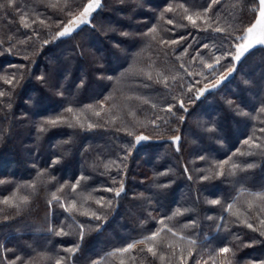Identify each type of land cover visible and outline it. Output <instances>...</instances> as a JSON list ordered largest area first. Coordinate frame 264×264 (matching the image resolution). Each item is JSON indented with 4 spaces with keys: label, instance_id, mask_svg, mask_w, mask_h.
<instances>
[{
    "label": "trees",
    "instance_id": "16d2710c",
    "mask_svg": "<svg viewBox=\"0 0 264 264\" xmlns=\"http://www.w3.org/2000/svg\"><path fill=\"white\" fill-rule=\"evenodd\" d=\"M88 1L0 0V264H264L258 0Z\"/></svg>",
    "mask_w": 264,
    "mask_h": 264
},
{
    "label": "snow or ice",
    "instance_id": "6c2138e0",
    "mask_svg": "<svg viewBox=\"0 0 264 264\" xmlns=\"http://www.w3.org/2000/svg\"><path fill=\"white\" fill-rule=\"evenodd\" d=\"M11 2H12V0H9V3L11 4ZM217 2V0H213V3H216ZM93 3L97 6V7H99L100 6V0H93V2L92 3H89V4H87L85 7H84V9H83V11L81 12V14H80V18H79V23H85V20H84V17H86V16H88L91 12H92V10H93ZM209 7H211V5H209ZM168 11H171V9H168ZM259 16L261 17V18H264V0H259ZM188 18V20L189 21H191L193 24H195V21L193 20V18L191 17V16H189V17H187ZM262 22V20L261 19H257L256 20V22L254 23V24H252V26L251 27H248L247 28V33L248 34H251L253 31H254V29L257 27V25L258 24H260ZM169 23H171V21H169ZM76 24V21L75 20H71V21H69L68 22V26H64L63 27V30L62 31H60V32H58L57 33V36L58 37H63V36H65V35H68L70 32H72L73 31V25H75ZM25 27H28V25L27 24H25ZM125 35H127V33H125ZM238 40H243V41H245L244 43H236L235 45H234V47H235V55H234V57H233V59L234 60H236V61H240L241 60V58L254 46V45H256V44H264V34H262L259 38H252V37H250V36H240V37H238L237 38ZM45 43H47V41H45ZM172 43H176V41H172ZM206 47V46H205ZM220 57H217L216 58V64L218 65L219 63H220ZM206 67L208 68V69H213L214 68V65L213 64H207L206 65ZM232 72V69H229L228 70V73L226 74V75H228V74H230ZM226 75H222L219 79H217L216 81H215V83H213V84H211L210 85V88H212V89H215V88H217L219 85H220V83L226 78ZM149 78H151V77H149ZM12 81H8V83H11ZM207 87L208 86H206V88H201V89H199V93L200 94H203L206 90H207ZM190 91H191V89H189ZM0 95H4V93H0ZM181 107H183V103L181 102ZM170 110V109H169ZM68 111L69 112H71L72 111V109H68ZM97 115H99V113H97ZM58 122H60V121H58V120H50V121H47V123H49V124H51V125H56ZM89 127H91V125L89 126ZM262 131H264V130H262ZM138 140H143V139H147V137H138L137 138ZM174 139H176V140H178L179 138H174ZM245 143L247 144L248 143V141L246 140L245 141ZM235 167V166H234ZM248 167L249 168H251V167H253V165H248ZM221 175L223 174L222 172L220 173ZM205 179H208V177H205ZM73 187H75V186H73ZM108 191H112V189H108ZM120 193L119 192H117L116 193V195H119ZM97 203H99V201H97ZM110 203V202H109ZM210 203H212V204H217V203H219V201H217V200H212V201H210ZM229 207H231V206H229ZM94 216H95V214H93ZM95 219L96 220H100V217L99 216H95ZM249 228H251L252 227V225L251 224H248L247 225ZM153 236H155V234H153ZM81 239H83V231H81ZM134 247V245L133 244H129L128 246H127V248H125V249H123L122 251H125V252H127V251H129L130 249H132ZM148 251L149 252H153V249L150 247V248H148ZM220 251H221V253H228L230 250H229V248H227V247H224V248H221L220 249ZM153 254H155V253H153ZM57 264H60V262L59 261H57Z\"/></svg>",
    "mask_w": 264,
    "mask_h": 264
},
{
    "label": "rangeland",
    "instance_id": "374dc122",
    "mask_svg": "<svg viewBox=\"0 0 264 264\" xmlns=\"http://www.w3.org/2000/svg\"><path fill=\"white\" fill-rule=\"evenodd\" d=\"M92 2H93V0H89V1L84 5V7H85L87 4L92 3ZM258 2H259V0H258ZM84 7L80 10L79 13H77L75 16H73L71 19H69V20L65 23L64 26H68V22H69V21H71V20H75V21H76V24L73 25V31H75L76 29H78V28H79L80 26H82L83 24H86V23L88 22V19H89L90 15H91V14L97 9V6L93 3V10H92V12H91L88 16L84 17L85 23H82V24H81V23H79V18H80V14H81V12L83 11ZM257 19H261L262 22H261L260 24L257 25V27L254 29V31H253L251 34H248L247 31H245V32L243 33L242 36H250V37H252V38H259L262 34H264V18H261V17L259 16V10H258V12H257V17H256L254 23L256 22ZM254 23H253V24H254ZM64 26H63V27H64ZM251 26H252V25H251ZM251 26H250V27H251ZM63 27H62V29H61L60 31L63 30ZM60 31H59V32H60ZM73 31H72V32H73ZM72 32H70V33H72ZM70 33H69V34H70ZM65 36H66V35H65ZM244 42H245V41H243V40H239L238 43H244ZM93 45H95V46L97 45V44L95 43V41H94ZM256 45H257V44H256ZM261 45H264V44H261ZM100 54H101V53H99L98 56H100ZM234 55H235V54H234ZM124 58H125V55H124V54H119L117 60H121V59H124ZM115 65H116V60H111V62H110V67L113 68V67H115ZM64 74H65V69L62 68V69L60 70V75L63 76ZM91 85H92V87H93V90L91 91V94H93V93L97 92L98 86H96L95 83H92ZM31 113H33V111H32ZM196 148H197V147H196ZM73 165H79V162H75ZM31 233L34 234V232H31ZM15 235H16V234H15ZM33 241H34V240H33ZM42 241H43V240H42ZM42 241H39V242H37V243H38L39 245H44L45 242H42ZM16 243H17V245L20 246L21 248H26V247L28 246L27 243H25V242H21L20 240L16 241ZM34 244H35V243H34ZM99 244H100V242H96V243L90 248V250H91V251L96 250V249L98 248Z\"/></svg>",
    "mask_w": 264,
    "mask_h": 264
}]
</instances>
